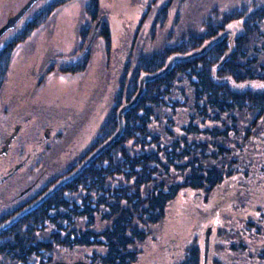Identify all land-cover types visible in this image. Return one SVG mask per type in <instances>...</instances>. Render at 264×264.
I'll return each mask as SVG.
<instances>
[{
    "label": "trees",
    "instance_id": "trees-1",
    "mask_svg": "<svg viewBox=\"0 0 264 264\" xmlns=\"http://www.w3.org/2000/svg\"><path fill=\"white\" fill-rule=\"evenodd\" d=\"M73 1L39 0L29 10L34 15L0 49V92L16 46ZM83 2L78 46L66 61L53 64L62 74L86 69L96 24V37L111 51L100 0ZM169 8L167 3L156 14L152 38ZM249 9L215 10L199 32L151 54L129 55L107 118L68 172L114 136L117 112L137 94L143 75L157 74L171 57L188 56L221 36L200 56L176 61L165 75L146 82L137 104L123 115L118 142L73 180L28 211L0 215V264L73 262L63 255L79 249H92L88 264H138L149 240L162 242L153 231L180 197L189 198L201 219L187 236H171L168 264H203L207 227V264H264V5ZM97 225L103 226L99 232Z\"/></svg>",
    "mask_w": 264,
    "mask_h": 264
},
{
    "label": "rangeland",
    "instance_id": "rangeland-1",
    "mask_svg": "<svg viewBox=\"0 0 264 264\" xmlns=\"http://www.w3.org/2000/svg\"><path fill=\"white\" fill-rule=\"evenodd\" d=\"M27 1L0 0V28ZM38 2L33 9L40 6ZM167 3L170 8L165 25L152 38V23L160 8ZM83 5V0H75L58 9L47 24L16 46L0 92V138L25 118H30L31 123L26 134L32 141L29 139L23 144L28 152L45 127L58 137L59 142L56 141L46 156L48 174L53 176L63 172L68 163L76 162L96 139L112 107L121 67L130 54H151L172 41L199 32L203 21L215 10L219 13L245 7L251 10L264 5V0H100L111 36L109 55L103 40L96 35L89 43L91 30L89 48L86 47L90 55L86 69L80 74H62L53 64L66 61L64 57L78 46V29L85 22ZM27 13L15 28L0 37V49L34 15L33 12ZM233 30L237 31L236 28ZM34 178L24 174L17 183H9V195L0 190V215L12 210L15 195ZM200 219L201 213L197 215L189 198H178L169 207L163 223L153 231L156 240L162 238V242L149 240L143 246L144 255L138 264H168L165 247L171 245V236L175 231L179 237L187 236L200 224ZM102 227L97 225L94 230L99 232ZM91 254L92 249H79L63 256L88 262L87 256Z\"/></svg>",
    "mask_w": 264,
    "mask_h": 264
},
{
    "label": "flooded vegetation",
    "instance_id": "flooded-vegetation-1",
    "mask_svg": "<svg viewBox=\"0 0 264 264\" xmlns=\"http://www.w3.org/2000/svg\"><path fill=\"white\" fill-rule=\"evenodd\" d=\"M29 121L30 118H25L22 122L16 123L3 138H0V190L3 194H11L9 186L17 183L24 174H27L28 178H34L37 174L29 185L15 195L12 210L21 209L23 211V209L32 207L57 183L71 175L78 167L77 164L72 172H68L76 164V162H72L64 167L63 172L54 176L48 174L46 156L52 151L56 141L59 142V139L55 133L50 131L49 127H45L44 133L36 137L33 148L28 152L23 144L30 139L26 134L27 127L31 125ZM31 141L32 139L29 140V142ZM5 161L6 164H4ZM43 165L45 166L42 167Z\"/></svg>",
    "mask_w": 264,
    "mask_h": 264
},
{
    "label": "water",
    "instance_id": "water-1",
    "mask_svg": "<svg viewBox=\"0 0 264 264\" xmlns=\"http://www.w3.org/2000/svg\"><path fill=\"white\" fill-rule=\"evenodd\" d=\"M37 1L38 0H28L25 3V5L18 12H16L12 16L8 17L5 24L0 28V37H2L7 31L15 28L16 24L23 18V16L33 7V5ZM97 27H98V24H96V26L93 29L91 40L89 43H91L93 37L95 36L96 31H97ZM228 33H230V30L228 31ZM220 38H221V36H219L217 39H215V40L209 42L208 44H206L205 46H203L201 50L194 52V53H191L188 56H184V57L173 56V57H171L168 60L166 67L162 71L158 72L157 74H150V75L145 74V75H143L139 80V89H138L137 94L134 96V98L131 100V102L123 105L117 112V119H118V125L119 126H118V130L114 134V136H112V138H110L108 141H106L104 144H102L99 148H97L93 153H91L88 156V158H86V160L84 162H82V164L71 175H69L67 178H65V179L61 180L59 183H57L45 196H43L39 201H37L32 207L36 206L42 199H45L48 195L55 192L58 188L63 186L65 183L73 180L100 153H102L104 150L108 149L112 144L118 142V140L120 139V137L122 135L123 128H124L123 115L126 111L130 110L131 108H133L137 104V102L139 101L140 97L143 94L144 84L146 82L152 81L154 79H157V78L165 75L171 69L173 63L176 61L187 60V59H191V58L200 56L201 54H203L206 51V49L214 41H217ZM87 47L89 48V46H87ZM32 207L27 208L25 211H28ZM24 212H22V213H24ZM16 218L9 221L7 224H5V226L10 225ZM5 226H3V227H5ZM1 230H2V228L0 229V231ZM211 234H212V227H207L205 232H204V239H203V245H204L203 264L208 263ZM54 264H88V262L79 259V260L73 261V262L56 261V262H54Z\"/></svg>",
    "mask_w": 264,
    "mask_h": 264
}]
</instances>
